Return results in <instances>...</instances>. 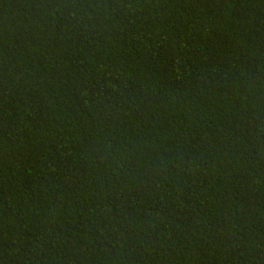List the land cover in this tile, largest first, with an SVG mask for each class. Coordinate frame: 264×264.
I'll return each mask as SVG.
<instances>
[{
  "label": "trees",
  "instance_id": "16d2710c",
  "mask_svg": "<svg viewBox=\"0 0 264 264\" xmlns=\"http://www.w3.org/2000/svg\"><path fill=\"white\" fill-rule=\"evenodd\" d=\"M0 264H264V0H0Z\"/></svg>",
  "mask_w": 264,
  "mask_h": 264
}]
</instances>
